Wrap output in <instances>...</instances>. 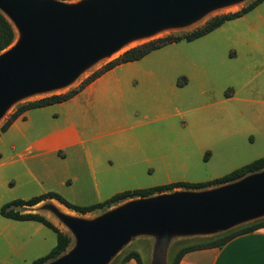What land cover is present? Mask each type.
I'll list each match as a JSON object with an SVG mask.
<instances>
[{"label":"rangeland","instance_id":"1","mask_svg":"<svg viewBox=\"0 0 264 264\" xmlns=\"http://www.w3.org/2000/svg\"><path fill=\"white\" fill-rule=\"evenodd\" d=\"M87 1L91 0L59 2L75 6ZM253 1L228 0L192 18L128 39L117 45L128 47L120 54L110 56L108 52L80 69L71 79L76 80L74 84L69 85V81L17 97L3 111L0 128L19 106L77 88L125 51L167 36L185 35ZM5 16L15 29L16 39L0 56L11 52L24 38L17 22ZM131 63L115 70L109 83L102 81L96 86L95 92L110 91L105 100L82 102L73 108L71 104H56L34 109L24 136L17 128L0 134V210L13 200L47 192H56L75 205L89 206L126 191L204 183L264 157V2L196 41L165 45ZM68 117L81 132L84 145L51 155L28 151L31 141L65 127ZM241 180L198 190L177 187L85 215L67 210L57 201L20 211L44 216L71 238L66 252L47 263L53 264L80 246L78 233L64 218L93 225L133 202L176 193L217 192ZM262 219L264 215L253 216L220 228L168 227L140 232L104 264H118L131 251L141 255L143 264H172L182 248L225 237ZM56 245L57 235L42 224L0 215V264H33Z\"/></svg>","mask_w":264,"mask_h":264},{"label":"water","instance_id":"2","mask_svg":"<svg viewBox=\"0 0 264 264\" xmlns=\"http://www.w3.org/2000/svg\"><path fill=\"white\" fill-rule=\"evenodd\" d=\"M228 0H0L24 38L0 56V117L19 96L66 85L76 73L130 38L192 18ZM5 12V13H4ZM264 215V172L219 191L176 193L133 202L93 225L64 220L77 251L53 264H104L131 236L161 228H220Z\"/></svg>","mask_w":264,"mask_h":264},{"label":"trees","instance_id":"3","mask_svg":"<svg viewBox=\"0 0 264 264\" xmlns=\"http://www.w3.org/2000/svg\"><path fill=\"white\" fill-rule=\"evenodd\" d=\"M62 2H71L76 0H57ZM264 0H255L248 6L242 8L241 10L234 12V13H228L221 16L214 17L213 19L209 20L206 24H204L202 27L187 33L182 36H167L165 38H160L154 41H150L148 43L136 46L134 48H131L127 51H125L123 54H121L116 59L108 62L105 64L102 68L98 69L97 71L93 72L89 77H87L77 88L70 90L67 93L60 94V95H52L49 97H45L39 100L31 101L26 104H23L19 106L8 118V120L1 126L0 128V134L5 133L10 126L25 112L29 110L34 109H40L45 108L49 106H53L56 104H61L64 102H67L77 96L80 92H82L87 86H89L91 83H93L95 80L103 76L108 71L116 68L117 66L135 62L138 60H141L142 58L146 57L150 53L164 47L168 44H174V43H180V42H193L196 41L216 29L223 26L226 22L238 19L243 17L244 15L250 13L255 8H257L260 4H262ZM16 39V32L13 28L10 21L6 18V16L0 11V53L10 47ZM264 170V157L257 159L250 164H247L244 167H241L232 173L225 175L221 178L204 182V183H195V184H186V183H173L148 189H138L134 191H126L119 194L114 195L113 197L109 198L108 200L92 204L89 206H80L75 205L68 200H66L64 197H62L60 194L56 192H47L35 197H32L30 199L24 200V199H16L13 200L7 204H5L1 210L0 215L4 218L15 220V221H32L42 224L43 226L49 228L57 235V245L51 250L49 254L46 256L37 259L33 262V264H47L50 261H53L60 257L63 253L66 252L68 246L71 243V238L59 231V229L53 225L47 218L40 214H34V213H23L20 210L25 208H33L37 205H39L42 202L48 201V200H55L59 204L63 205L67 209H70L74 212H77L79 214H88L92 213L97 210H103L110 208L112 206H115L117 204H120L128 199H134V198H147L150 196H153L157 193H162L167 190H172L177 187L186 186L192 189H203V188H209L213 186H220L224 184H228L234 181L241 180L242 178L254 174L259 173ZM264 228V219L258 220L248 227H245L241 230L235 231L230 233L229 235L213 240L208 241L196 245H191L188 247L182 248L177 255L174 257L172 264H179L182 258L190 252L204 250V249H210V248H221L226 243H228L230 240L247 233H251L257 230H260ZM130 260H135L137 264H143L141 255L136 251L129 252L120 263L118 264H126Z\"/></svg>","mask_w":264,"mask_h":264},{"label":"crops","instance_id":"4","mask_svg":"<svg viewBox=\"0 0 264 264\" xmlns=\"http://www.w3.org/2000/svg\"><path fill=\"white\" fill-rule=\"evenodd\" d=\"M129 64L132 63H127V65ZM125 65L126 64L117 66L108 71L87 86L77 96L59 105L71 104L70 107L73 108L80 106L82 102L91 104L93 101L105 100L110 94V91L106 88L101 90V92H95L96 86H101L102 81H108L109 83L110 79H114L115 70L120 69ZM31 111L33 110H29L22 114L6 132H9L13 128H17V130L21 132V135L24 136L25 130L29 124L28 119ZM68 118V123L65 127L52 130L51 132L41 135L31 141L28 145L29 148H27L28 151H35L38 156L42 154L51 155L62 149L70 150L84 145L86 141L83 140L81 132L76 124L70 120V117ZM20 122L21 126L19 125ZM86 154L90 159L91 167H93V161L91 160L92 155L88 151ZM48 201L56 202L55 200ZM126 264L137 263L135 260H130ZM179 264H264V228L240 235L230 240L221 248H210L187 253Z\"/></svg>","mask_w":264,"mask_h":264},{"label":"bare ground","instance_id":"5","mask_svg":"<svg viewBox=\"0 0 264 264\" xmlns=\"http://www.w3.org/2000/svg\"><path fill=\"white\" fill-rule=\"evenodd\" d=\"M78 4V3H77ZM73 6V5H72ZM136 42L134 41L133 43H131V46L134 45ZM130 47V46H129ZM128 48V47H127ZM126 46L123 47V46H116L114 49H112L109 53H110V56H116L118 54H120L123 50L127 49ZM106 58H110V57H106ZM86 70L88 69H85L82 74L86 73ZM76 82V80H70V83L69 85H72Z\"/></svg>","mask_w":264,"mask_h":264}]
</instances>
